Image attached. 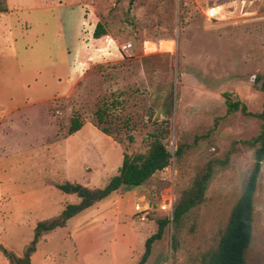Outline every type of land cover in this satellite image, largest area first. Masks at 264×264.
<instances>
[{"label":"rangeland","instance_id":"obj_1","mask_svg":"<svg viewBox=\"0 0 264 264\" xmlns=\"http://www.w3.org/2000/svg\"><path fill=\"white\" fill-rule=\"evenodd\" d=\"M22 1L11 0L9 18L0 17V244L12 252H0V264L26 256L31 264H110L109 256L80 255L78 235L87 238L94 218L84 225L71 218L42 236L31 255L27 248L39 221L77 200L58 183L105 186L123 154L147 151L154 134L170 151L183 147L176 195L207 162L214 172L204 202L167 224L147 264H202L255 163L257 147L247 141L262 125L254 114L264 108L256 81L264 75V0ZM98 22L108 31L100 39L93 38ZM126 42L132 57L120 52ZM13 50L17 62L7 56ZM225 93L252 114L230 111ZM73 116L84 125L70 134ZM153 180L147 200L162 186L158 173ZM254 204L246 259L264 264V162ZM165 215L133 218L142 225L140 254L123 264L139 262L144 239ZM115 227L112 220L109 230Z\"/></svg>","mask_w":264,"mask_h":264},{"label":"trees","instance_id":"obj_2","mask_svg":"<svg viewBox=\"0 0 264 264\" xmlns=\"http://www.w3.org/2000/svg\"><path fill=\"white\" fill-rule=\"evenodd\" d=\"M135 0H131L133 2ZM8 10L5 0H0V12ZM108 33L102 22L96 24L93 37L100 39ZM260 88L264 91V75L256 79ZM228 109L230 111L241 110L243 113L252 114L247 110L246 104L232 100L227 93L224 94ZM105 109L99 108L97 115L99 124L104 122ZM262 120L260 132L247 142L256 146L254 167L245 181L242 194L236 202L229 222L223 232L219 245L208 250L202 258V264H249L246 259V250L253 239V222L255 214V193L258 188V180L264 162V108L261 112L254 114ZM84 123L73 116L71 119L69 133L73 134L83 127ZM99 127V126H98ZM104 133L110 134L108 127L100 128ZM131 136V140H132ZM183 147L178 146L175 152L177 160L182 156ZM171 151L164 143L162 136L154 134L149 149L145 152L135 154L124 153L118 173L111 177L110 181L102 187H89L80 182L66 180L58 183L56 187L64 193L74 194L77 201L68 203L57 215L39 221L35 227L33 239L27 248V255L35 252L38 242L42 236L49 234L58 228L65 227L68 221L94 206L96 203L107 198L121 188L137 187L154 175H156L169 161ZM214 172V162L209 161L204 170L200 171L194 178L192 185L180 191L174 202L173 216L166 214L158 220L157 232L150 235L145 242L144 253L136 264H145L151 253L153 244L162 239L167 224H178L183 217L192 209L200 206L206 197L210 180ZM156 212V211H155ZM149 214V218L153 213ZM0 252L11 255L12 252L0 244Z\"/></svg>","mask_w":264,"mask_h":264},{"label":"crops","instance_id":"obj_3","mask_svg":"<svg viewBox=\"0 0 264 264\" xmlns=\"http://www.w3.org/2000/svg\"><path fill=\"white\" fill-rule=\"evenodd\" d=\"M30 1L31 0H29L28 3ZM7 2L8 10L2 12L0 17H7L11 13V0H7ZM20 3L23 4L24 2L21 0ZM9 34L13 35L11 33ZM12 46L15 47L16 44L13 43ZM7 56L11 57L15 62L19 59V55L14 50ZM81 130L82 129H80L79 132ZM153 177L140 186L132 187L124 192L120 190V192L111 194L107 198L72 218L76 219L77 223L83 225L86 222H90L92 218L95 220L91 225L94 228L89 229L90 231H88L87 238H85L86 234L82 235V233H80L78 235L81 256L94 253L97 256L98 261H103L109 256L111 260L110 264H123L122 262L131 261L140 254L138 248V242L140 241L138 232L142 225H135L133 218L138 219L135 216L136 204H145L147 201V192L154 181ZM112 220H115L116 223V229L114 228V231L109 230L110 222ZM138 221L145 222L139 219ZM102 227L105 229L101 230ZM74 229L78 232L79 226L76 225ZM92 238H94V240H92ZM147 238L144 240H147ZM85 239H87V242H85ZM148 261L145 264H147Z\"/></svg>","mask_w":264,"mask_h":264},{"label":"built area","instance_id":"obj_4","mask_svg":"<svg viewBox=\"0 0 264 264\" xmlns=\"http://www.w3.org/2000/svg\"><path fill=\"white\" fill-rule=\"evenodd\" d=\"M120 52L128 57L135 55V49L132 42L124 43ZM177 159L175 151H171V157L168 163L158 172L157 182L162 183V188L158 187L157 196L153 194L152 199H148L145 204L137 203L135 216L141 220L149 219L151 212L163 211L169 216H173L174 202L176 199L175 183L177 179Z\"/></svg>","mask_w":264,"mask_h":264},{"label":"water","instance_id":"obj_5","mask_svg":"<svg viewBox=\"0 0 264 264\" xmlns=\"http://www.w3.org/2000/svg\"><path fill=\"white\" fill-rule=\"evenodd\" d=\"M16 264H31V256L17 259Z\"/></svg>","mask_w":264,"mask_h":264}]
</instances>
